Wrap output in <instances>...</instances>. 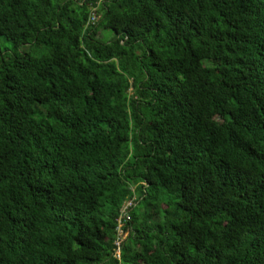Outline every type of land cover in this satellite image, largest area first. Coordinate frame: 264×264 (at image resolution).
<instances>
[{"label":"trees","instance_id":"16d2710c","mask_svg":"<svg viewBox=\"0 0 264 264\" xmlns=\"http://www.w3.org/2000/svg\"><path fill=\"white\" fill-rule=\"evenodd\" d=\"M0 264H264V0H0Z\"/></svg>","mask_w":264,"mask_h":264},{"label":"rangeland","instance_id":"374dc122","mask_svg":"<svg viewBox=\"0 0 264 264\" xmlns=\"http://www.w3.org/2000/svg\"><path fill=\"white\" fill-rule=\"evenodd\" d=\"M105 33H106V36H108L109 38H112L114 36V33L112 31H106ZM131 204H132V201L131 200L130 201H127L126 204H125L124 209L126 207L130 206ZM119 253H120V251L118 250V254ZM118 257H119V255H118Z\"/></svg>","mask_w":264,"mask_h":264}]
</instances>
